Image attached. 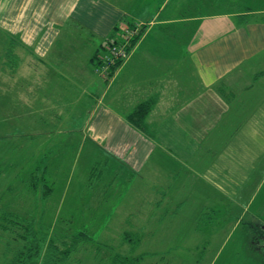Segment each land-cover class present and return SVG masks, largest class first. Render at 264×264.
I'll use <instances>...</instances> for the list:
<instances>
[{"label": "crops", "instance_id": "1", "mask_svg": "<svg viewBox=\"0 0 264 264\" xmlns=\"http://www.w3.org/2000/svg\"><path fill=\"white\" fill-rule=\"evenodd\" d=\"M1 3L19 10L11 20L19 30L0 32L3 40L24 38L23 46L42 49V115L78 112L76 127L86 128L71 132L81 133L80 146L92 143L86 153L105 157L95 179L98 185L112 164L113 171L150 177L159 197L157 208L171 203L165 198L170 190L175 199L182 197L177 206L184 208L193 200L204 207L203 214L224 208L237 212L239 206L248 210L261 193L264 203V0ZM96 16L104 23L102 29H95ZM120 23L145 30L115 90L93 69L100 66L104 46L96 41L113 39V28ZM71 25L86 39L80 41L72 27L69 31ZM16 44L8 49L13 51ZM50 49L57 54L46 56ZM17 62L19 67L22 62ZM148 99L156 100L146 118L150 136L126 120L133 105ZM88 127L96 141L85 139ZM45 170L42 184L52 191L42 199L52 200L57 193ZM83 186L76 188L81 191ZM70 188L74 185L66 182L64 191ZM74 200L67 204L74 206Z\"/></svg>", "mask_w": 264, "mask_h": 264}, {"label": "rangeland", "instance_id": "2", "mask_svg": "<svg viewBox=\"0 0 264 264\" xmlns=\"http://www.w3.org/2000/svg\"><path fill=\"white\" fill-rule=\"evenodd\" d=\"M5 6V3L0 4V32L6 35L19 30L11 21L19 10L10 11ZM95 18V29H102V19ZM68 27L69 31L70 27L72 32L80 31L78 27L73 28L74 25ZM144 30L143 26L132 28L120 23L113 28V39L104 37L96 41L104 45L100 53L103 57L124 36L136 39L131 47L127 44L128 55L125 60L116 61L114 70L103 76L93 69L106 86L112 89L116 86ZM5 37L0 34V213L16 216L20 224L32 223L35 233L48 234L58 246L85 233L87 239L81 242L67 264H112L117 257L118 260L128 258L131 264L135 258H140L139 264H264V247L260 240L264 235L262 193L248 210L239 206L237 212L224 208L203 214L204 207L195 205L192 198L184 208L177 206L176 200L182 197L175 199L171 190L165 197L171 203L165 202L157 208L155 201L159 197L153 194L150 177L137 178L135 174L113 171L112 164L98 185L95 179L105 157L98 152L86 153L92 143L87 141L85 146H80L81 133L71 132L86 128L83 124L76 127L78 112L66 110L58 115L57 111H49L42 115V75H45L42 49L23 46L21 38L12 37L7 42L3 40ZM85 37L79 32L80 41ZM14 42L17 43L13 45L15 58L7 59L8 45ZM52 49L46 56L57 54ZM19 59L22 63L17 67ZM145 101L133 105L130 113ZM112 104L121 113L118 105ZM89 128L84 137L95 140L93 136L90 138ZM155 153L160 154V150L155 149ZM88 160L93 163L87 166ZM94 161L100 162L97 165ZM167 165L176 168L174 164ZM45 167V179L54 184L57 193L52 200L42 199ZM66 182H70L71 187L74 185V190L70 188L68 192L71 195L64 191ZM81 184L84 186L79 191L76 187ZM73 198L74 206L67 204ZM21 234L19 228L8 232L0 230V264H8L22 248ZM126 235H134L129 236L132 240L139 237L138 244L126 243ZM44 250L45 246L42 253Z\"/></svg>", "mask_w": 264, "mask_h": 264}, {"label": "trees", "instance_id": "3", "mask_svg": "<svg viewBox=\"0 0 264 264\" xmlns=\"http://www.w3.org/2000/svg\"><path fill=\"white\" fill-rule=\"evenodd\" d=\"M135 40V38H130L128 40L131 43L128 44L129 47L132 46ZM122 41L123 39L120 40L121 44ZM11 57H14V54L10 48L6 52V58L10 59ZM105 57L106 56H103L98 59L99 64ZM114 62L109 66L108 73L114 70L116 64H118L116 61ZM97 68L98 67H96V69ZM155 104V99H148L147 101L141 103L126 117L127 122L136 130L150 136L151 132L149 127L146 125V118L154 108ZM42 187L44 189L42 191V198H46L52 190L45 184ZM13 228H19L22 231V234L19 235V239H21L24 244L22 245V248L14 253L12 260L8 264H67L71 256L78 250L81 242L87 239V235L85 233H79L78 235H75L70 242L65 241L58 246L53 240L48 238V234L42 233V236H39V232L35 233L33 231L34 226L32 223L25 221L24 224H20L16 216L7 212H1L0 230L8 232ZM129 236L134 235H126L124 238V240H126L125 242H130L132 246H136L138 244L139 237H135V239L132 240ZM43 246H45V250L42 253ZM118 259L120 258L117 257L113 260L112 264H131V261L128 258L122 260ZM132 260V264H139L140 258Z\"/></svg>", "mask_w": 264, "mask_h": 264}, {"label": "built area", "instance_id": "4", "mask_svg": "<svg viewBox=\"0 0 264 264\" xmlns=\"http://www.w3.org/2000/svg\"><path fill=\"white\" fill-rule=\"evenodd\" d=\"M131 36V35H130ZM130 36H124L122 44L119 43L117 46H114L113 48L109 49V54L106 55L104 59H102L100 66L96 69L98 74L105 75V73H108L109 66L114 62L118 60H125L127 54V44L128 40L130 39Z\"/></svg>", "mask_w": 264, "mask_h": 264}, {"label": "flooded vegetation", "instance_id": "5", "mask_svg": "<svg viewBox=\"0 0 264 264\" xmlns=\"http://www.w3.org/2000/svg\"><path fill=\"white\" fill-rule=\"evenodd\" d=\"M261 238H263V236H262ZM261 243H262V246L264 247V241H263V240H262V242H261Z\"/></svg>", "mask_w": 264, "mask_h": 264}]
</instances>
